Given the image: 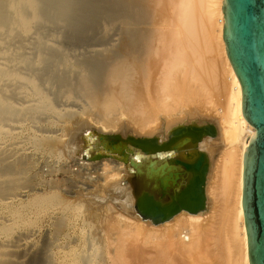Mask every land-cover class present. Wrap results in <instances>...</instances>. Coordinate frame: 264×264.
I'll return each mask as SVG.
<instances>
[{
    "label": "bare ground",
    "instance_id": "bare-ground-1",
    "mask_svg": "<svg viewBox=\"0 0 264 264\" xmlns=\"http://www.w3.org/2000/svg\"><path fill=\"white\" fill-rule=\"evenodd\" d=\"M221 6L0 0V264H249Z\"/></svg>",
    "mask_w": 264,
    "mask_h": 264
},
{
    "label": "water",
    "instance_id": "water-1",
    "mask_svg": "<svg viewBox=\"0 0 264 264\" xmlns=\"http://www.w3.org/2000/svg\"><path fill=\"white\" fill-rule=\"evenodd\" d=\"M221 11L226 55L241 87L242 116L254 130L242 158L248 263L264 264V0H222Z\"/></svg>",
    "mask_w": 264,
    "mask_h": 264
},
{
    "label": "rangeland",
    "instance_id": "rangeland-1",
    "mask_svg": "<svg viewBox=\"0 0 264 264\" xmlns=\"http://www.w3.org/2000/svg\"><path fill=\"white\" fill-rule=\"evenodd\" d=\"M204 126L206 127V125ZM38 239H39V242L41 243V241L43 240V237L40 236Z\"/></svg>",
    "mask_w": 264,
    "mask_h": 264
}]
</instances>
